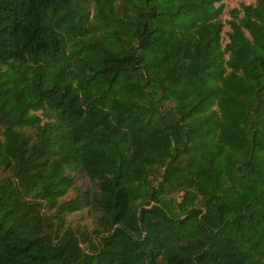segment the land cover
Here are the masks:
<instances>
[{"label": "trees", "instance_id": "16d2710c", "mask_svg": "<svg viewBox=\"0 0 264 264\" xmlns=\"http://www.w3.org/2000/svg\"><path fill=\"white\" fill-rule=\"evenodd\" d=\"M0 264H264V0H0Z\"/></svg>", "mask_w": 264, "mask_h": 264}, {"label": "rangeland", "instance_id": "374dc122", "mask_svg": "<svg viewBox=\"0 0 264 264\" xmlns=\"http://www.w3.org/2000/svg\"><path fill=\"white\" fill-rule=\"evenodd\" d=\"M225 2L227 5L233 6L237 5L239 0H222ZM93 11V6H90V12ZM228 15L222 14L221 18L222 20L227 19ZM229 29L228 25L226 24L223 28V40L222 43L225 42L227 39V30ZM51 211V210H50ZM48 211V212H50ZM47 212V211H46ZM47 212V213H48ZM65 222L66 224H69L71 226H80L83 227L87 230H90L96 223V214L89 209L88 206L83 207L81 209L68 212L65 214Z\"/></svg>", "mask_w": 264, "mask_h": 264}]
</instances>
